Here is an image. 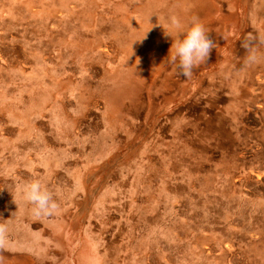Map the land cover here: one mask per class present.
Segmentation results:
<instances>
[{
  "label": "rangeland",
  "instance_id": "obj_1",
  "mask_svg": "<svg viewBox=\"0 0 264 264\" xmlns=\"http://www.w3.org/2000/svg\"><path fill=\"white\" fill-rule=\"evenodd\" d=\"M59 5L0 0V264H264V80L237 105L221 79L227 88L215 102L208 86L174 103L163 102L164 90L151 96L148 90L139 118L127 114L111 128L80 95L88 85L100 87L104 65L92 67V55L68 51L63 38L78 25L53 10ZM239 27L228 34L237 43L233 55L220 43L211 53L221 55L219 66L227 61L241 71L242 39L249 36L250 47L264 49V35L238 36ZM66 77L81 89H57ZM199 78L191 79V89ZM152 104L171 115L155 128ZM177 109L180 119L173 117ZM129 140L142 145L132 161ZM117 153L126 165L110 160ZM106 161L111 166L102 169ZM33 180L61 194L58 215L36 219L15 195L18 184Z\"/></svg>",
  "mask_w": 264,
  "mask_h": 264
},
{
  "label": "bare ground",
  "instance_id": "obj_2",
  "mask_svg": "<svg viewBox=\"0 0 264 264\" xmlns=\"http://www.w3.org/2000/svg\"><path fill=\"white\" fill-rule=\"evenodd\" d=\"M58 3L60 4L59 7H56L53 10L66 12L71 17V19L77 22L78 25L75 35L72 37L66 36L63 38V42L66 45L68 51L71 52L75 57L80 58L92 55V61L90 63L92 67L94 66V61H98L104 65L101 66L102 69L100 73L102 74V82L99 85L100 87L97 90H93V86L88 85L80 95L86 108L98 110L99 113H101L103 119L111 128L120 125L124 119V116H127V114H130L137 119L139 118V110L144 105V93L148 90L149 96H151V91L153 90H164L167 95L163 102L174 103V101H182L187 94L194 93L192 97H195L196 95H199L201 92H203L201 90H203L204 86H208L207 88H210V92H214V94H211L210 97L212 101L215 102L217 101L219 95L227 88H225L223 82L218 81V79H221L222 81L225 80V82H229L227 83V86L231 91L230 93H232L230 100H232L233 104L237 105L241 103L240 100L242 95L248 91L257 80H264V61H261L254 66H246L244 63L242 70L238 71V66L231 62L227 63L226 61V63H221L222 65L219 66L221 55L218 52H213L210 54L214 55H210L205 63L194 69L191 78H186L185 82L182 83V81L178 79L180 76L179 70L168 63L167 55L172 41L165 38L164 29L162 25H160H167L171 16L177 17L186 26L190 25L193 18H198L200 22L204 24L208 33L212 32L211 38H214L213 41L215 43V49H212V51L219 50L220 43L224 47H227L226 50H231L230 54L233 55L237 50V43L235 40H232L231 36L228 35L230 31H234L235 28L240 26L238 30V36L246 34L247 31L264 35V0H58ZM144 37L146 38L143 39ZM242 40L252 42V38L249 36L243 38ZM231 42L232 45L230 49L228 46L231 44ZM257 50L261 54H264L263 48H258ZM94 54H96V56H93ZM107 60H109L108 66L105 65ZM213 65L215 66L212 68V70L201 75L203 71L209 69ZM159 68L160 70L158 71ZM195 76H200L199 81L196 82V85L198 86L195 89H191L190 81ZM72 80L73 79L70 77L64 78L62 81L57 83V89H63L64 87L72 88L74 85H76L78 90H80L81 87L79 82L76 83ZM261 87L264 89V83L261 85ZM47 95V93L44 94L46 99ZM49 97L50 94L48 95V98ZM36 101L37 104L40 105L39 102H41V99L37 98ZM153 102L154 98L152 99V103ZM177 107L179 106H176V108ZM152 109H154L150 116L152 128H155L158 125V122L161 118H165L167 120L171 118L169 113L156 111L153 104L151 105V110ZM181 112L182 111L177 109L174 112V119H180L181 117L179 116L181 115ZM225 115L226 114H224V116ZM68 119L73 124L77 122L73 118L68 117ZM208 121V123H211L214 120L209 119ZM152 128L146 132L145 136L148 134L147 138L151 137L149 132ZM216 129H220V123L216 126ZM141 146V142L130 141L128 143L130 154L128 153L127 157L129 158L131 156L130 161H132L131 159H133L134 156L138 155L140 148H142ZM121 157L122 155L117 153L115 157L113 159L111 158L110 160H112L113 163H120L119 165H126L123 164L124 156L122 158ZM130 161L128 160L126 163L130 164ZM106 164L108 165L107 168L104 166ZM109 166H111L109 161H106L101 168L109 169ZM91 176L92 174L90 177ZM49 225L51 226V224Z\"/></svg>",
  "mask_w": 264,
  "mask_h": 264
},
{
  "label": "clouds",
  "instance_id": "obj_3",
  "mask_svg": "<svg viewBox=\"0 0 264 264\" xmlns=\"http://www.w3.org/2000/svg\"><path fill=\"white\" fill-rule=\"evenodd\" d=\"M160 25L164 29L165 38L172 41L167 55L168 63L185 78H191L194 69L208 60L215 47L206 27L198 18H193L190 25L186 26L175 16L169 18L167 25ZM261 43H264V38H261ZM242 46L247 50L246 66H254L264 61V54L250 47L249 42H244ZM15 195H19L30 206L31 214L36 219L43 220L59 214L60 205L55 197L61 194L49 191L40 180L18 184Z\"/></svg>",
  "mask_w": 264,
  "mask_h": 264
}]
</instances>
